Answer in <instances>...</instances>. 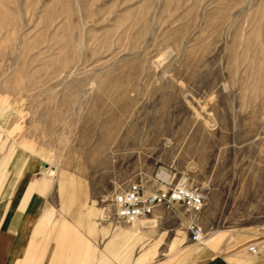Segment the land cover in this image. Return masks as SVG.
<instances>
[{
	"label": "rangeland",
	"instance_id": "rangeland-1",
	"mask_svg": "<svg viewBox=\"0 0 264 264\" xmlns=\"http://www.w3.org/2000/svg\"><path fill=\"white\" fill-rule=\"evenodd\" d=\"M184 178L200 212L115 216L131 183ZM33 200L12 264L264 260V0H0V234Z\"/></svg>",
	"mask_w": 264,
	"mask_h": 264
},
{
	"label": "built area",
	"instance_id": "built-area-1",
	"mask_svg": "<svg viewBox=\"0 0 264 264\" xmlns=\"http://www.w3.org/2000/svg\"><path fill=\"white\" fill-rule=\"evenodd\" d=\"M204 202V195L198 189L191 187L187 178L167 189L135 181L126 189L117 192L113 199L115 216L128 223L148 217L160 207L169 210L186 208L198 213L203 209ZM187 229L193 242H202L204 238L202 226L190 220L187 222ZM249 251L253 254H261L264 251V242L251 245ZM258 264H264V260Z\"/></svg>",
	"mask_w": 264,
	"mask_h": 264
},
{
	"label": "crops",
	"instance_id": "crops-1",
	"mask_svg": "<svg viewBox=\"0 0 264 264\" xmlns=\"http://www.w3.org/2000/svg\"><path fill=\"white\" fill-rule=\"evenodd\" d=\"M10 158L11 156L9 157L7 155V157L3 159L1 163L3 165L7 164ZM28 172H31V171L29 170ZM36 206H37V202L33 200L32 203L30 204L29 209L24 210L22 208H17L14 211H12V213L8 214L6 219L2 222V228H4L2 230H4V232L0 234V264H12L14 260V257H12V254L17 255L19 254V252H22L21 248L24 247L23 241L28 235L29 230L32 231L33 222L38 216L36 212L37 208H35ZM181 210L182 208H179L177 210H172V211L180 212ZM45 220H47L46 214L42 217L40 221L37 222V224L35 225V227L37 228L35 229L39 230ZM152 220L153 221H151V224L154 226L157 219L155 220V218H153ZM134 224L137 225L138 228L147 227V223L143 220H140V221L137 220L136 222H134ZM35 229L33 230V232L35 233L38 232V231H35ZM13 235L17 237L15 242L13 240ZM60 237L64 238V240L66 239L64 235ZM113 237L114 238L117 237V234L115 233ZM203 243L206 244L205 251H207V249H209L210 247H215V245L217 244V240L215 239V236L207 237L206 241ZM158 244L159 243L154 245L152 248L147 249L143 254H141L138 261L139 262L146 261L149 255H151V253L152 254L155 253L156 248L158 247ZM29 249H32V246L29 247ZM192 252H193L192 249L189 250V253H192ZM6 253H7V256L5 258L4 255ZM211 264H230V263L227 261L225 257H219V258H216L214 261H212Z\"/></svg>",
	"mask_w": 264,
	"mask_h": 264
},
{
	"label": "bare ground",
	"instance_id": "bare-ground-1",
	"mask_svg": "<svg viewBox=\"0 0 264 264\" xmlns=\"http://www.w3.org/2000/svg\"><path fill=\"white\" fill-rule=\"evenodd\" d=\"M155 220H156V219H155ZM155 220H154V221H155ZM152 221H153V220H152ZM135 222H136V221H135ZM133 223H134V222H133ZM202 241L204 242V241H205V238H203V240H202Z\"/></svg>",
	"mask_w": 264,
	"mask_h": 264
},
{
	"label": "water",
	"instance_id": "water-1",
	"mask_svg": "<svg viewBox=\"0 0 264 264\" xmlns=\"http://www.w3.org/2000/svg\"><path fill=\"white\" fill-rule=\"evenodd\" d=\"M45 164V163H44ZM46 165V164H45Z\"/></svg>",
	"mask_w": 264,
	"mask_h": 264
}]
</instances>
